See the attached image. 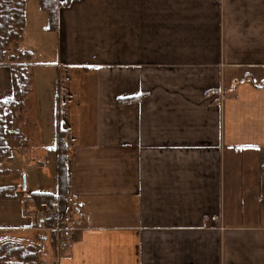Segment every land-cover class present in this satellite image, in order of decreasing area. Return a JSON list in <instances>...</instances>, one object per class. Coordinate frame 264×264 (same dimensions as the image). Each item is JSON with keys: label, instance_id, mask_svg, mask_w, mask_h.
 Wrapping results in <instances>:
<instances>
[{"label": "crops", "instance_id": "0c3cea01", "mask_svg": "<svg viewBox=\"0 0 264 264\" xmlns=\"http://www.w3.org/2000/svg\"><path fill=\"white\" fill-rule=\"evenodd\" d=\"M25 16L32 88L0 166V206L20 221L0 224V264H264V0H71L56 31L40 8L48 62ZM57 111L75 199L62 248L33 195L59 192L37 181Z\"/></svg>", "mask_w": 264, "mask_h": 264}, {"label": "trees", "instance_id": "16d2710c", "mask_svg": "<svg viewBox=\"0 0 264 264\" xmlns=\"http://www.w3.org/2000/svg\"><path fill=\"white\" fill-rule=\"evenodd\" d=\"M71 0L60 2L59 0H39V6L42 10L48 12L49 25L47 30L56 31L58 28V12L60 5L67 4ZM26 0H0V64L5 62L16 63L19 69L13 67V96L3 104H16L22 106L29 93L28 77L26 76V61L30 60L31 53L29 51L19 49V44L23 40L26 16H25ZM12 45L17 46L15 53H10L9 49ZM18 53V55H16ZM7 130L0 128V159L8 154L9 148L5 141ZM67 132L60 126L59 112L57 111V136L54 150L57 153L56 169L58 181V195L51 193H34L38 204L48 202L52 206H63L69 197V156L66 146ZM53 225L54 222H48Z\"/></svg>", "mask_w": 264, "mask_h": 264}, {"label": "rangeland", "instance_id": "374dc122", "mask_svg": "<svg viewBox=\"0 0 264 264\" xmlns=\"http://www.w3.org/2000/svg\"><path fill=\"white\" fill-rule=\"evenodd\" d=\"M26 13H27L28 23H27V26H26V40H25V43L27 44V46L33 48L32 50L36 53V55H35L36 58H38L37 56H39L40 60H43L44 62H48V61H50L52 59L54 60V58L56 56L55 50H53V49L49 50V47L45 48V45L47 43L49 44V39L47 38L46 33H45V31L43 30V27H42V21H41V16H40V7H39V4H38V0H26ZM49 35H52V34H49ZM51 37L53 38V36H51ZM21 47H24V43H22ZM45 49H46V51H45ZM9 50H10L9 51L10 53H15L16 50H17V46L16 45H12V47ZM41 52H42L43 55L41 54ZM16 55H18V53ZM13 66L15 67L16 70L19 69V65L18 64L15 63ZM26 67H27V65H26ZM46 67H51L52 68V65H47ZM26 76L28 77L29 92H30L31 88H32L31 87L32 83H31L29 67H27V69H26ZM45 79H47V75H45ZM52 86H53V83H52ZM93 86H94L93 83H90V85H88V89L91 90L93 88ZM45 88L47 89V85H45L43 87V89H45ZM55 89H56V86H55ZM48 102H49V99L47 97H46V99L44 98L43 99V107H47ZM22 106H17L16 104H13V103L12 104L0 105V128L2 127L4 132H5V130H7V133L9 135L10 134L12 135L11 131L13 129V121H14L15 116L17 115V113L20 112ZM8 134H7L6 138H5V141L7 140V138H9ZM22 151H23V149L21 148V150L19 152H17L16 156L18 155V153L21 154ZM9 152L11 154V150ZM12 153L13 154L15 153V149L13 150ZM56 157H57V153H56ZM4 159L5 158H3L2 160L0 159V166H1V164L5 163L6 160H4ZM53 163L54 162H52V164H50V166L46 167V169H48L47 171L42 172L41 174H39L37 176V181L39 183H41V186L45 190H50L51 186H53V182H54V185H55L56 181H57V176H56V179L54 178V181L52 179L53 175H55V173H57L56 164L54 166ZM44 164L45 165H43V166H46L47 163H44ZM0 177H1V173H0ZM15 177H17V176L14 175V178ZM23 187L24 188L27 187L26 178L23 181ZM29 187H30V185H29ZM40 188L41 187H39V189ZM19 191L22 192V185H21ZM19 195L21 196L20 193H19ZM18 205H19V203H18ZM36 205H37L36 206V211L39 212L38 203H36ZM12 207H13V210H12V208H10V206H5V207H1L0 206V213L1 212H6V211H11L12 212V215L10 216L11 217L10 219H4V216H0V224H6V223L12 222V221L13 222H19L20 221L18 214L16 216L13 214V211L16 212L17 208L19 206L14 205ZM10 246L13 247V249L11 248L12 250H17L18 248L21 250V248H20L21 246L17 247V246H15V244H14L15 248H14L13 245H10Z\"/></svg>", "mask_w": 264, "mask_h": 264}, {"label": "built area", "instance_id": "2783aa9c", "mask_svg": "<svg viewBox=\"0 0 264 264\" xmlns=\"http://www.w3.org/2000/svg\"><path fill=\"white\" fill-rule=\"evenodd\" d=\"M39 217L44 223L54 222L47 228L54 233L57 247H69L74 237L73 213L75 210V199L68 197L63 206H52L48 202L39 204Z\"/></svg>", "mask_w": 264, "mask_h": 264}]
</instances>
